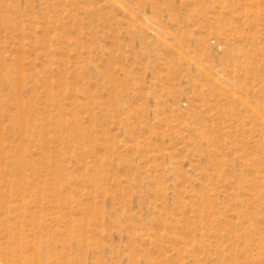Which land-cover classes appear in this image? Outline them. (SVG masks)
Here are the masks:
<instances>
[{
    "label": "rangeland",
    "instance_id": "1",
    "mask_svg": "<svg viewBox=\"0 0 264 264\" xmlns=\"http://www.w3.org/2000/svg\"><path fill=\"white\" fill-rule=\"evenodd\" d=\"M0 264H264V0H0Z\"/></svg>",
    "mask_w": 264,
    "mask_h": 264
}]
</instances>
